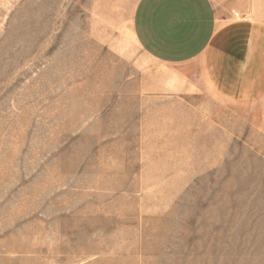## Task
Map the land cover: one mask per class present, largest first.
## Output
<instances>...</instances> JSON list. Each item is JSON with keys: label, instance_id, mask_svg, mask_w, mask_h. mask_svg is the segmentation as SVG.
<instances>
[{"label": "rangeland", "instance_id": "374dc122", "mask_svg": "<svg viewBox=\"0 0 264 264\" xmlns=\"http://www.w3.org/2000/svg\"><path fill=\"white\" fill-rule=\"evenodd\" d=\"M139 2L0 0V264H264V123L153 60Z\"/></svg>", "mask_w": 264, "mask_h": 264}, {"label": "crops", "instance_id": "0c3cea01", "mask_svg": "<svg viewBox=\"0 0 264 264\" xmlns=\"http://www.w3.org/2000/svg\"><path fill=\"white\" fill-rule=\"evenodd\" d=\"M247 5L249 0H140L134 35L158 63L188 75L228 74L229 98L243 100L247 114L264 123V22L238 21L233 14Z\"/></svg>", "mask_w": 264, "mask_h": 264}]
</instances>
